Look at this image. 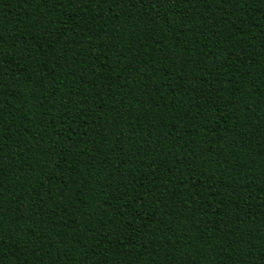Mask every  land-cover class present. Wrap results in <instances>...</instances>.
<instances>
[{"label": "trees", "instance_id": "16d2710c", "mask_svg": "<svg viewBox=\"0 0 264 264\" xmlns=\"http://www.w3.org/2000/svg\"><path fill=\"white\" fill-rule=\"evenodd\" d=\"M0 264H264V0H0Z\"/></svg>", "mask_w": 264, "mask_h": 264}]
</instances>
